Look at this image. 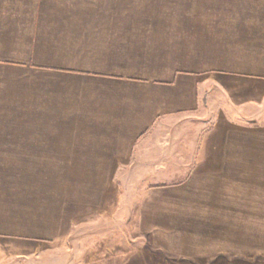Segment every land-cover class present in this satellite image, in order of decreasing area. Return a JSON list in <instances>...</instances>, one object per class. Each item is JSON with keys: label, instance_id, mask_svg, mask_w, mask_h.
Segmentation results:
<instances>
[{"label": "crops", "instance_id": "obj_1", "mask_svg": "<svg viewBox=\"0 0 264 264\" xmlns=\"http://www.w3.org/2000/svg\"><path fill=\"white\" fill-rule=\"evenodd\" d=\"M256 84L264 0H0L1 241L60 248L68 210L101 208L115 170L168 168L139 197L140 233L177 260L264 253ZM165 126L170 161L147 145ZM74 247V264L135 261Z\"/></svg>", "mask_w": 264, "mask_h": 264}, {"label": "rangeland", "instance_id": "obj_2", "mask_svg": "<svg viewBox=\"0 0 264 264\" xmlns=\"http://www.w3.org/2000/svg\"><path fill=\"white\" fill-rule=\"evenodd\" d=\"M255 89L258 94L259 107L264 106V86L256 84ZM249 90H253L250 88ZM264 123V122H263ZM263 123H259L264 127ZM3 127H9V122H0ZM166 136L161 138L156 137L151 139L149 147L153 146L155 140L161 139V155L162 161H170L172 158H177V153H169L170 127L165 126ZM176 131H173L175 134ZM213 139V138H211ZM173 140H176L174 138ZM219 146V150H220ZM217 147H212L213 150ZM209 153L210 159L213 160V165L218 166L221 151ZM185 155V154H181ZM194 155V154H190ZM150 159L159 160L152 152L146 154ZM191 156V157H192ZM176 157V158H175ZM178 170V169H177ZM176 169H148V168H131L115 170V178L112 180L108 194L105 196L103 206L97 211L91 208H83L81 211H71L67 216V232L62 238V247L57 248L53 245H36L22 244L19 241L2 240L0 239V263L10 260L15 264H25L27 261L31 264H46L47 260L55 256L53 262H56L57 256H62L66 259L67 264L76 263L74 247L77 241L83 242L84 248L77 250L82 253V257L87 260H100L110 254H119L121 252H128L130 261L134 260L137 263L139 257L145 264H264V253L257 255V257H232L228 254L209 256L200 259H174L169 257L163 251L153 244L148 234L140 233L136 226L137 209L139 205V197L143 195L144 191L149 189V186L156 183H169L172 179V172ZM81 228V230H77ZM18 243L17 252L11 250V246ZM11 244V246H10ZM13 248V247H12ZM17 253V254H13ZM140 259V260H141ZM2 261V262H1ZM133 263V264H134ZM132 264V263H131ZM140 264V263H138Z\"/></svg>", "mask_w": 264, "mask_h": 264}]
</instances>
